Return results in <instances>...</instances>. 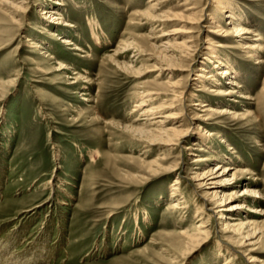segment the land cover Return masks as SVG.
Instances as JSON below:
<instances>
[{
	"label": "rangeland",
	"instance_id": "obj_1",
	"mask_svg": "<svg viewBox=\"0 0 264 264\" xmlns=\"http://www.w3.org/2000/svg\"><path fill=\"white\" fill-rule=\"evenodd\" d=\"M28 1L25 30L19 33L15 2L0 0V264H252L248 256L257 259L253 264H264V214L245 210L237 215L260 220L262 235L233 251L224 243L230 233H222L216 216L204 211L187 176L194 154L210 160L222 150L223 166L247 172L235 181H253L264 208V65L255 64V56L237 41L224 42L222 67L230 60L251 98H223L237 115L208 121L213 125L207 128L222 135L206 137L196 120L181 146L149 145L141 132L154 133L157 120L166 128L179 120L164 119L180 111L164 108L170 101L168 81L179 80L191 95L188 114L198 109L197 102L222 99L196 76L200 62L192 64L191 78L188 67H175L173 73L164 67L174 61L163 59L158 37L162 31L169 34L177 21L160 25L151 19L146 12L150 0H63L61 13L71 26L55 34L81 49L71 50L41 28L44 0ZM161 1L159 12L185 13L183 0ZM187 1L196 11L207 3ZM228 1L245 15L243 23L255 34L250 38L260 37L264 46V0ZM55 2L61 0L47 1ZM209 26L199 39L212 36L206 32ZM26 35L46 42L45 53L24 44ZM114 49L121 52L112 55ZM57 62L66 64L67 72H58ZM76 73L83 77L69 85ZM87 86L89 94L82 97ZM200 87L205 90L198 92ZM152 108L159 111L144 114ZM194 137L207 151L182 150ZM208 160L204 168L213 166ZM178 162L183 184L177 197L185 202L170 208L179 171L168 170ZM201 217L207 235L198 231Z\"/></svg>",
	"mask_w": 264,
	"mask_h": 264
},
{
	"label": "bare ground",
	"instance_id": "obj_2",
	"mask_svg": "<svg viewBox=\"0 0 264 264\" xmlns=\"http://www.w3.org/2000/svg\"><path fill=\"white\" fill-rule=\"evenodd\" d=\"M2 1L4 3L9 2L10 4L15 2V4H13V6L15 7L14 12L15 14L19 13L21 17L18 19V21L16 20V22H19L17 30L19 33H23L25 28L23 27L22 23L24 21V18H26L25 11L28 7L29 1ZM47 1L49 0L40 2V4H44L39 12L40 20L42 21V23H45V26L41 28L48 32V34L50 35V39L56 38V40H58L61 44L65 46H71V48H69L71 50H81L76 46L75 43L71 42V40L68 39L69 37H59L57 34H55L56 31L65 33V26H71L68 22H66V19L61 13V6H63L64 3L63 0H61V2L59 3L55 2L54 5L47 3ZM183 1L184 2H182L181 5L184 6L182 10H185V13H183V11L159 12L163 7L162 4L164 2L161 0H150L147 6V14L149 13V17L158 22V24L162 25L169 21H177L178 23L176 25H173V29L169 34L162 31L160 37H158V39H161L159 40L160 43L158 44L157 48H160V50L162 51L163 59L172 62L174 61L172 63L173 66L171 64V66L166 64L167 66L164 67L170 70L171 73L174 72L173 70H175V67L176 70L183 69V71L186 70V68L184 69V67H188L187 70L190 73L189 77L191 78V71L193 70L192 64H194L195 61L200 62L202 64L199 69L200 73H197L196 76L200 77L202 79V82L203 79L206 80L208 84L212 86L207 90L213 93L216 98L222 99L213 102H197L193 104L194 106H198V109H195L196 112L193 111L192 113V111H189L190 114H188L186 106H188L187 102H190L189 97H191V95H189L187 90L181 88L179 80H175L172 82L168 81V84L166 85L167 94L165 95L170 97V101H166V106L164 108L177 109L179 107L180 111L169 113L164 116V119L167 122H171V120L174 118H177L179 120H176L174 126H170L167 128L164 126L165 121L157 120L153 122L152 124L156 125L154 133L148 131L141 132V134L143 133L144 135H148L147 138L149 137V145L158 143L164 144L171 148L181 146V143L191 133V125L194 124L196 120H200L198 121L197 126L204 129L203 132L205 133L206 137L211 138L215 134L222 135L223 132L219 131L218 133H216L213 132L212 129L209 130L207 128L213 125V123H210L208 121L220 119L225 116L235 117L237 115V113H235L232 109L233 105L230 104L231 102L228 103L223 98L230 97L232 95L244 100H248L249 98H251L246 92H244L245 87L242 84L240 78L237 77V71L233 70V66L229 63L230 60H228V62L226 63V67H222L224 62L221 60L222 57L220 55V51L225 47L224 42L237 41L239 43L238 47L242 49V51H246L247 53H245L250 57L255 56V64H258L260 66L264 65V58L262 54V49L264 48V46L259 42L260 37L256 39L250 38L249 35L255 36V34L252 33L253 30H251V28H248L247 25L243 23V21H245V15H243L241 9H238V11H236L234 3L228 0H207L206 6H204V8H202L200 11L198 10V12L195 10L194 4L188 3L187 0ZM213 15L216 16L213 17ZM179 21L182 22L179 23ZM207 23H210L212 26H209L210 29L206 32L212 34V36L206 35V38L199 39V34L207 25ZM195 29L198 30L196 33L199 32L196 36H194ZM166 36L172 37L173 41L170 42L169 40H167ZM23 38V43L29 45L30 47H34L37 54L45 53L46 42L35 40L30 35H26ZM163 39L166 40L163 41ZM126 47L129 51L134 48V43L126 45ZM120 52L121 51L114 49L112 55ZM201 55L203 56L201 57ZM196 56H200V59H196ZM201 58L202 61H200ZM131 59H129V62H131ZM184 59L189 60L190 63L181 65L180 62ZM207 63L212 64V69L210 68V71L209 69H206ZM56 64V70L58 72H63L64 70L66 71L69 68H67V65L62 62H57ZM37 65L39 64L37 63ZM40 69L42 70V68ZM161 70L164 69L162 68ZM81 77H83V75H81L80 73H76L75 77L73 78L71 77L72 81H70V77H68L67 80L70 81L68 84H75L76 80ZM84 78L88 79V77ZM224 79L227 81L224 83L221 82ZM203 85L204 84H202V86ZM203 88H205V86ZM203 88L200 87V89H198L197 91L203 92L205 90ZM87 91L88 86L81 92V96H87L89 94ZM81 99L89 100L85 98ZM158 111L159 109L157 108L146 109L144 111V114L150 116L156 114ZM200 142L201 141L198 138L194 137V141L191 143V145L185 146L182 150L185 153H190V151H188L187 149L207 151L204 146L200 145ZM222 142L225 141L223 140ZM221 153H223L222 150L220 152L214 153L210 160L206 159L204 155L194 154L191 162L194 165L192 166L193 170L190 169L191 171L187 173V176H189V179L193 182L191 184L193 188L192 195L194 194L200 197L202 202L201 205L203 206L204 211L206 210L211 215L216 216V218L218 219L219 230L222 231V233H230L228 237H225L224 243H226V245L228 246H231L233 248V251L240 252V248L247 247V245L253 244L254 242L258 241L262 235V232L260 231V220L248 216L240 218V216L238 217L237 215L245 210L247 212H251L254 215L264 214V208L260 205V192L255 188L253 181H247V179L240 182L235 181L237 180V177H242V175L245 176L247 172H245V170L236 168V166H223L227 162L222 159ZM235 157H237V155ZM207 160L210 161V163L214 162V164L213 166L207 165L206 168H204L203 162ZM179 164V162L175 163L168 170L179 171V176L175 178L173 183V191L171 194V197L173 199L170 201V208L179 207V205L184 204L185 202L184 197H177V194L179 193V191H181L180 186L183 184L180 178V173L182 172L180 171L181 166ZM237 183L242 184L243 187L235 190L236 188L232 186L234 184L236 185ZM199 220L198 231H200V233H202L203 235H207L209 232L207 230V222L202 219V217ZM191 239L192 238H190V240ZM256 260L257 259L252 256L247 257V261H251L250 263L252 264L254 263L253 261Z\"/></svg>",
	"mask_w": 264,
	"mask_h": 264
}]
</instances>
